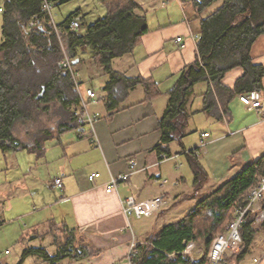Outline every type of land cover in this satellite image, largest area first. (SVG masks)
<instances>
[{"label": "crops", "instance_id": "1", "mask_svg": "<svg viewBox=\"0 0 264 264\" xmlns=\"http://www.w3.org/2000/svg\"><path fill=\"white\" fill-rule=\"evenodd\" d=\"M69 1L58 0L55 6ZM138 1L141 6L135 12L146 17L149 31L133 52L114 58L112 67L120 74L150 83L152 94L147 93L144 83H139L117 107L109 108L103 100L90 105V110L99 117L96 136L79 137L72 109L64 108L59 102L52 103L39 123L24 124L27 125L25 136L17 131L23 143L21 148L0 149V170L4 172V180L0 182V226L6 222L2 216L5 207L17 219L25 218L19 233L13 237L20 245L21 254L31 245L45 247L55 254L59 247L56 234L61 233L58 229H74V244L83 249L84 255L65 258L58 264H128L135 232L131 219L123 212L121 198L132 194L144 200L162 195L177 201L167 210L146 216L154 224L150 225V233L135 235L138 241H143L155 230L172 223L165 222L156 228V223L172 214L177 205L191 200L195 206L201 197L264 155V112L248 109L236 95L229 104V118H216L203 109L208 83L202 80L189 88L179 117L181 129L175 130V137L168 145L169 153L178 154V158L161 161L162 154L168 152L157 149L163 141L160 120L181 73L198 60L200 32L192 0ZM77 10L83 17L79 19L78 32L85 35L86 24H90L89 10L83 3L69 14ZM99 17L91 18L92 23ZM2 27L3 17L0 46L4 40ZM79 50L74 60L80 65L85 84L103 90L109 80L108 73L93 61L86 44ZM252 56L256 63L264 65V34L254 43ZM242 73L243 69L236 67L226 74L223 82L233 88ZM260 93L264 98V79ZM192 131L196 133L189 135ZM204 132L209 136L204 137ZM204 141L206 145L201 146ZM194 149L198 150L197 156L209 175L198 195H192L194 184L189 187L184 171L192 169L185 151ZM130 159L137 161L139 170L128 182L121 183L117 192L108 193L105 183L111 175L128 171ZM97 172L100 177L90 181L89 175ZM59 176L64 182L63 189L53 184ZM67 232L64 230L63 235ZM49 237L51 241L45 243ZM10 253L9 248L0 249V258L15 264L19 259L10 261L6 258ZM29 259H33V264H50L39 255L28 256L23 264ZM236 264H264V227L260 226L249 251Z\"/></svg>", "mask_w": 264, "mask_h": 264}, {"label": "trees", "instance_id": "2", "mask_svg": "<svg viewBox=\"0 0 264 264\" xmlns=\"http://www.w3.org/2000/svg\"><path fill=\"white\" fill-rule=\"evenodd\" d=\"M4 5L0 46V149L16 151L23 146L17 136L20 125L39 123L52 103L59 102L72 109L78 95L72 77L64 72L58 62L64 56V48L73 59L79 48L86 44L92 59L104 68L109 80L103 87L104 99L109 108L117 107L130 89L144 83L152 94L150 83L140 77H128L115 71L112 61L116 57L133 52L141 37L149 31L145 16L135 12L141 5L138 0H102L106 14L86 24L85 35L71 29L74 20L83 19L78 10L58 23L59 33L48 24L49 15L42 10L44 0H2ZM57 4L58 0H49ZM216 4V5H215ZM213 5H215L213 7ZM191 7L198 22V60L180 75L170 91V102L160 120L163 141L157 146L161 152H170L169 143L180 127V115L189 88L198 81H206L204 110L216 118H229L230 102L241 93L260 92L263 89L264 65L256 63L252 47L264 34V0H192ZM213 7V9H211ZM37 18L34 32L27 31L30 20ZM75 63H77L75 61ZM240 67L242 75L234 87L223 80L230 70ZM73 113V112H72ZM76 120V119H75ZM194 174V191L198 195L207 183L208 172L201 164L195 149L186 152ZM264 176V155L247 164L200 198L186 215L162 226L140 241L134 264H208V251L215 238V229L224 231L236 209L246 204L250 190ZM264 204V200H263ZM204 219H207L204 220ZM206 221L205 227L200 221ZM255 225V213L249 211L242 225L243 238L238 253L226 260L236 264L249 251L260 226ZM59 242L55 254L45 247H26L15 264H23L28 256L39 255L50 264H58L65 258L77 259L84 255L76 246L74 229H58ZM68 231L63 235V231ZM217 232V233H219ZM216 233V234H217ZM205 239L204 254L195 263L181 252L184 240ZM173 254V255H172ZM0 264H11L0 258Z\"/></svg>", "mask_w": 264, "mask_h": 264}, {"label": "built area", "instance_id": "3", "mask_svg": "<svg viewBox=\"0 0 264 264\" xmlns=\"http://www.w3.org/2000/svg\"><path fill=\"white\" fill-rule=\"evenodd\" d=\"M54 3L49 0H44V4L42 10L44 13L49 15L48 24L51 25L57 33H59V29L57 23L55 22L52 9ZM4 5L0 0V13H3ZM38 25L37 18H34L29 21L27 24V31L34 32L36 26ZM81 27V23L79 20H74L71 23V29L79 31ZM58 66L66 73H69L72 77L75 90L78 95V101L72 104V112L77 122V133L79 137H84L88 134H93L96 136V123L98 122V115L93 113L90 110V105L99 103L104 99V92L102 89L93 88V86H88L85 84V80L82 76L80 67H78L75 60L64 52V56L58 62ZM240 100L248 107V109H256L264 112V98L261 93L258 91H253L251 93H241L239 95ZM226 117V116H224ZM227 118V117H226ZM232 131H229V134H232ZM204 137L209 136L208 132L202 133ZM98 141L97 137L95 141ZM207 142H202L201 146H205ZM188 151H185V153ZM196 154H198V150H195ZM163 157H161V161H167L172 159H177L178 154H168L163 153ZM139 170L137 161L135 159L129 160V170L124 171V173H120L117 175H111L110 179L105 183L106 191L108 193L117 192L119 185L121 183L128 182L131 176ZM100 173H92L89 175V180L93 181L97 177H100ZM259 183L253 187L247 196L246 204L240 205L236 211L234 212L233 218L227 225V228L219 232L208 251V264H230L226 258L231 257L238 253L241 249L243 238L241 234L242 225L246 222L247 214L249 211L255 213V225H260L264 223V176L261 177ZM54 186L59 189L64 188V182L62 178L55 177L53 180ZM121 206L124 214L129 219L141 218L143 216H153L162 210L165 206L169 204V200L167 197L159 195L156 197L139 200L134 195L130 194L125 198H121ZM130 227L131 223H130ZM133 236L129 248V253L127 256L128 264H134V257L138 254V245L140 241H138ZM184 249L182 250V254L193 260L195 263L201 258L204 254V247L196 240H184ZM173 255V254H172Z\"/></svg>", "mask_w": 264, "mask_h": 264}, {"label": "rangeland", "instance_id": "4", "mask_svg": "<svg viewBox=\"0 0 264 264\" xmlns=\"http://www.w3.org/2000/svg\"><path fill=\"white\" fill-rule=\"evenodd\" d=\"M83 3L85 6V9L89 10L88 16H90V18L87 19V22L89 23L92 22L91 18H97V16H102L106 14L105 7L103 6L100 0H70L67 4H63V5L59 4L58 6H55V5L53 6L52 15H53L55 22L56 23L61 22L71 11L75 10L77 6L79 7ZM215 5H213V7ZM213 7L211 9H213ZM1 17H2V14L0 13V18ZM65 51H66V48H64V52ZM46 118L50 119L48 116H46ZM26 128H27V125H24V124L20 125L18 128V131H19L18 133L21 136H25ZM195 133L196 132L192 131L191 133H189V135H193ZM184 171H185L186 176L188 177V185L190 187L192 186V183H193L192 182L193 181V170L185 169ZM3 176H4V172L0 170V182L4 180ZM184 187L186 188L185 190H189L188 186H184ZM190 201L191 200H187L182 205H177V207L173 208L172 214H169V216L167 217L164 216L159 223H156V228H158L159 225L164 224L165 222L166 223L173 222L174 220L182 217L184 214L189 212L190 209L194 208V205ZM176 204H177V201L172 202L171 200H169V204L165 206L163 209L167 210L168 208H171L172 206H175ZM2 216H4L6 222L2 226H0V249L4 250L5 248H9L11 253L8 254L6 258L9 259L10 261L16 262L19 259V256L21 254L20 253L21 248H20V245L17 244L16 240L13 237H15L16 233H19V226L21 227L23 226L25 218L17 219L16 216H13L12 213L6 210V207L4 208V212ZM15 219H17V221L10 222L11 220H15ZM204 220L207 221V219H204ZM204 220L200 221L201 226H204L205 223H208ZM131 221L133 224L135 235H137L138 237L144 236V234L146 233H150L151 232L150 225L152 224V222L154 224V220L148 219L146 218V216H143V218H141L140 221L139 219L133 217L131 218ZM219 231L220 229H215L214 231H212L213 235L214 236L217 235L218 234L217 232ZM50 241L51 240L49 237L45 243H49ZM197 241L204 247L205 239H199ZM0 257H1V254H0ZM191 261L194 262L193 260ZM26 264H33V259H29Z\"/></svg>", "mask_w": 264, "mask_h": 264}]
</instances>
